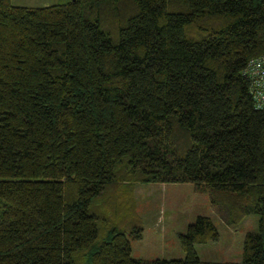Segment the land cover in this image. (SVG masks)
<instances>
[{
    "label": "trees",
    "instance_id": "1",
    "mask_svg": "<svg viewBox=\"0 0 264 264\" xmlns=\"http://www.w3.org/2000/svg\"><path fill=\"white\" fill-rule=\"evenodd\" d=\"M263 52L264 0H0V264H264V107L244 75ZM135 183L258 215L241 262L200 260L205 216L181 260L133 258L141 226L98 241L107 193Z\"/></svg>",
    "mask_w": 264,
    "mask_h": 264
},
{
    "label": "rangeland",
    "instance_id": "2",
    "mask_svg": "<svg viewBox=\"0 0 264 264\" xmlns=\"http://www.w3.org/2000/svg\"><path fill=\"white\" fill-rule=\"evenodd\" d=\"M66 1L71 0H11L15 6L27 8H42ZM106 198L102 204L108 209L98 222V241L105 240L115 226L127 230L132 225L141 226L140 239L126 234L131 256L135 259H183L179 236L198 216H205L214 223L218 237L215 241L194 244L200 260L240 263L246 234L258 229L256 214L247 215L236 224H228L226 214L211 203L209 193L196 190L191 183L124 184L110 189Z\"/></svg>",
    "mask_w": 264,
    "mask_h": 264
},
{
    "label": "built area",
    "instance_id": "3",
    "mask_svg": "<svg viewBox=\"0 0 264 264\" xmlns=\"http://www.w3.org/2000/svg\"><path fill=\"white\" fill-rule=\"evenodd\" d=\"M244 75L250 80V94L256 108L264 107V52L248 62Z\"/></svg>",
    "mask_w": 264,
    "mask_h": 264
},
{
    "label": "crops",
    "instance_id": "4",
    "mask_svg": "<svg viewBox=\"0 0 264 264\" xmlns=\"http://www.w3.org/2000/svg\"><path fill=\"white\" fill-rule=\"evenodd\" d=\"M67 2H69V1H66V2H64V3H67ZM60 4H62V3H60ZM55 5V4H54Z\"/></svg>",
    "mask_w": 264,
    "mask_h": 264
},
{
    "label": "water",
    "instance_id": "5",
    "mask_svg": "<svg viewBox=\"0 0 264 264\" xmlns=\"http://www.w3.org/2000/svg\"><path fill=\"white\" fill-rule=\"evenodd\" d=\"M71 1H74V0H71Z\"/></svg>",
    "mask_w": 264,
    "mask_h": 264
}]
</instances>
